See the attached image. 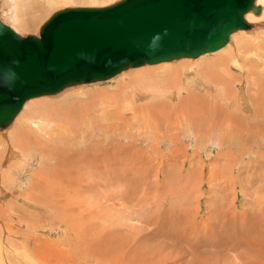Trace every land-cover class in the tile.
<instances>
[{
    "label": "rangeland",
    "instance_id": "1",
    "mask_svg": "<svg viewBox=\"0 0 264 264\" xmlns=\"http://www.w3.org/2000/svg\"><path fill=\"white\" fill-rule=\"evenodd\" d=\"M18 1L24 16L29 3ZM115 1L118 0H46L42 11L35 9L29 29H21L3 14L2 20L22 35H38L41 25L58 9L103 6ZM12 2L0 0V12L9 9ZM257 21L251 24L252 30L262 26L264 31V18ZM241 35L238 39L243 38ZM229 44L192 60L181 58L162 65L130 68L107 81L74 85L26 102L7 129H0L5 141L11 139L13 127L22 128L44 112L56 115L69 110L67 118L63 115L68 123L75 124L81 118L95 122L91 123L93 130L89 129L88 137L74 135L73 139L80 152L72 163L76 172L73 179L87 187L69 194L68 200L75 205H66V212L76 219L79 229L84 225V232H76L81 239L73 240L71 231L66 234L64 223L57 229L47 225L50 232L40 233V238L25 244L27 251L34 252L41 245L45 253L73 257L72 262L54 260L58 264H122L123 255L125 264L144 263L143 257L148 259L147 264H234L243 260V252L246 255L253 249L243 244L244 234L249 233L250 239L255 235L250 234L251 227L261 233L255 240L264 242V122L251 123L249 113L235 111V106L230 108L213 93L194 92V100L200 102L195 108L187 91L172 102L167 95L157 94L155 88H161L158 82L164 80L161 77L168 67L180 71L184 65L197 66L206 60H218L220 55L231 63L237 50L233 51ZM205 67L208 68L204 65L202 70ZM234 73L243 79L240 72ZM103 107L107 114L102 112ZM41 164L35 158L24 169L26 172L16 168V173L24 174L22 179L29 185L31 174L42 168ZM62 190L65 201L68 192ZM2 198L8 205L11 197ZM26 226L25 223L24 231ZM10 237L5 238L29 259L21 238ZM99 243L103 252L100 256L95 252ZM32 260L40 262L37 255Z\"/></svg>",
    "mask_w": 264,
    "mask_h": 264
},
{
    "label": "water",
    "instance_id": "2",
    "mask_svg": "<svg viewBox=\"0 0 264 264\" xmlns=\"http://www.w3.org/2000/svg\"><path fill=\"white\" fill-rule=\"evenodd\" d=\"M251 10L260 13L256 0H118L58 9L38 35H22L0 17V127L31 98L217 51L250 29Z\"/></svg>",
    "mask_w": 264,
    "mask_h": 264
},
{
    "label": "bare ground",
    "instance_id": "3",
    "mask_svg": "<svg viewBox=\"0 0 264 264\" xmlns=\"http://www.w3.org/2000/svg\"><path fill=\"white\" fill-rule=\"evenodd\" d=\"M24 1H27L29 3L27 7L28 11L27 13H25L24 16L19 12L20 2L18 0H13L12 5L11 4L9 5L10 6L9 9L4 8V10L0 12L1 19H3L2 18V14H3V16L8 17L9 20L11 19L10 21L15 20V23H17L21 29L23 28L29 29L35 18V9L37 12L42 11L43 8H45L46 6L45 4L46 0H24ZM47 1L52 2L55 0H47ZM256 5L261 6V11L259 14L254 13L252 10L246 13V19L248 20V22H250V24H252L253 22H258L257 20H261L262 18H264V0H256ZM260 27L257 30H252V25H251L250 27L251 30L250 29L237 30L234 33H232L228 44L230 43L229 46L232 47L233 51L237 50V52L229 60V62L231 63L225 62L223 60V57L220 55L217 57L219 58L218 60H213V59H211V61L206 60L204 62H200L197 66H193L194 64L191 66L184 65L181 68L180 66L179 67L177 66L178 68H180V71L175 67L173 68L168 67L169 69L167 71L164 69L166 73L161 77L164 80L160 78L161 81L158 83L161 85V86L159 85L161 88L155 87L156 89H158L156 93L158 92L157 94L161 96L167 95V97H170V100L172 102L173 101L175 102L177 98L180 99L183 96V94L187 91V94L189 95L188 96L189 101L193 100L191 104L194 105L195 108L200 102L194 100V95H193L194 92H199V93L206 92V94L213 93L217 97H219L225 104H227V106H230V108H234L233 106H235L238 109L236 110L234 108L235 111H240V112L243 111V113L244 112L249 113L252 117L255 116L257 119H252L251 116L248 117L249 121L250 122L252 121L251 123L258 121L259 123L256 124L259 125L261 121L264 122V31L263 28L260 29ZM18 33L21 32L18 31ZM240 33L243 34L241 35ZM237 34H240L241 36H243V38L238 39V36L240 35L237 36ZM238 41H242V42L238 44ZM246 42L247 44L244 45V43ZM209 53L211 52L204 53L202 54V56H205V54L207 55ZM182 59L192 60V58H187V57H184ZM164 63H169V61L161 62L160 65ZM146 65H152V64H146ZM204 65L208 66V68L205 67V69L202 70V67ZM235 70L240 72V76H242L243 79H238L235 76L236 75L234 73ZM103 81H107V80H103ZM95 82H100V81H95ZM90 83H94V82H90ZM83 84L88 85L89 83H83ZM145 95H143L144 98ZM36 98L37 97H35L34 99ZM26 102L24 103V105L26 104ZM102 112L105 114L106 109L104 108ZM67 113L71 114L69 110H63L62 112L56 115L54 113L51 114H47L45 112L41 113L39 114L38 118L31 119V121H29V124L27 122V124L24 127L22 128H20V126L13 127L10 140L5 141L3 138L4 136H0V202H2V205L3 204L6 205V206L4 205V207L0 205V238H1L0 264H19L20 262L21 264H36L33 263L34 261L32 260V258L35 257L36 255L38 256L40 261L37 264H58L54 261L57 259L60 260L64 259L65 261L68 262H72L73 260L72 256L68 258L67 256L66 257L64 256L65 254L56 257L52 255L51 251H47L48 253H45L46 249L41 245L39 249L37 250L35 249L36 251L34 252L32 251L29 252L27 251V249H25L26 248L25 244L31 243L30 241H34L36 238L41 237L40 233H42L43 235L50 232L48 229H46L47 225H50V228L52 229H57L56 226L64 223L66 225V234L69 231H71L73 234V240H77V241L81 239L80 238L81 234H77L76 232H79L80 230H81L80 232L82 231L84 232V230H82L84 229L83 223H81L83 227L79 229L77 227L79 223L74 221L76 219L73 220L72 217H70L71 215L67 214L66 205L74 204L68 200V196L70 199V195H69L70 193L74 194L75 192H77L78 190L77 188L81 189L87 187L85 183L83 184L80 180L77 181L73 179V176L75 175L74 173L76 172L74 170V166L72 163L73 160L75 161L76 157L80 154L79 150L75 148L76 145L74 147V141H73L74 135H80L79 137H81V139L83 135H84L83 137H86L87 133H89L88 131H90L89 129H92L91 127H93L91 123H95V122L93 121L94 119L92 120L93 122L90 121L89 123L88 121L89 119L86 120L84 118L83 119L81 118L79 120L77 119L78 122L75 123L76 125L73 123H68L67 122L68 120L63 118V115L66 117ZM104 114L103 116H105ZM60 115H61L60 118L61 120L58 121ZM31 123L35 124V127L33 125H30ZM9 125H7L4 128L0 127V129H5V128L7 129ZM84 154H86L85 151ZM88 157L89 155L87 156V158ZM35 158H38L39 162L42 163L41 164L42 166L40 165L42 168L38 169L37 171H34V174H31V180L29 181V185H27V181L25 179L24 180L22 179L24 177V174L19 175L18 173H16V170L19 168L20 170H24V169L26 170L27 165L30 164L31 161L33 162ZM98 159L100 160L101 158H97V160ZM76 163H74V165ZM92 164H90V168ZM76 165H77L76 167H78V164ZM84 165H86V163H84ZM25 170L24 172H26ZM96 171H97L96 174H98V170ZM96 176H100V175H96ZM76 177H78V174ZM18 180H20L22 183L18 182ZM7 185L14 186V188ZM24 186H26V189H24ZM60 187H62L64 191L66 190L68 192V193L65 192V194L67 193L65 201L63 200V198H61V196L63 195V193L61 194V192L63 190ZM18 191L20 193L16 195ZM2 197L4 198L11 197V200H9L10 202L8 205L6 204L7 201L6 203H4V200L1 201V199H3ZM73 215L75 218L76 215L75 214ZM25 223L27 225L26 226L27 231H24ZM251 228L250 229L253 231L250 232V234L254 232L255 235L253 236V239H250L248 237L249 233L244 234L246 236V239H245V243L243 244L253 249L251 250L250 253L246 254L248 256H246L245 252H243L242 254L243 260L240 263L235 262L234 264H264V242L262 243L261 241H256L257 240L256 237H261L260 236L261 233L257 231L255 228L253 227ZM6 235L7 237L12 236L13 238L16 237L21 238L22 241L21 245L23 246L24 251L29 255V259L26 257L25 253L18 251V248L15 244H13L11 241L6 240L5 238ZM38 240L39 239H37L36 241ZM100 244L102 243L96 245L95 246V248L97 247L96 249L94 248L98 256H100V254L103 253L101 248L99 247ZM123 256H122V262L125 264V261L123 259H126V257ZM141 259L143 261L145 260L144 263L141 262L142 264H147L146 261L148 259L146 257L145 258L143 257Z\"/></svg>",
    "mask_w": 264,
    "mask_h": 264
}]
</instances>
